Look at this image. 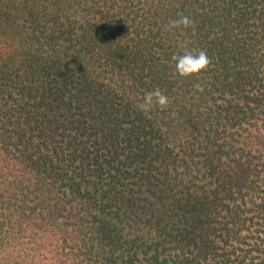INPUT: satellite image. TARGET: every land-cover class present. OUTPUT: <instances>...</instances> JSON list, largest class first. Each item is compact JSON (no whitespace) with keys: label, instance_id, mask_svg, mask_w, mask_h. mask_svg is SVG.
I'll use <instances>...</instances> for the list:
<instances>
[{"label":"trees","instance_id":"1","mask_svg":"<svg viewBox=\"0 0 264 264\" xmlns=\"http://www.w3.org/2000/svg\"><path fill=\"white\" fill-rule=\"evenodd\" d=\"M0 264H264V0H0Z\"/></svg>","mask_w":264,"mask_h":264},{"label":"clouds","instance_id":"2","mask_svg":"<svg viewBox=\"0 0 264 264\" xmlns=\"http://www.w3.org/2000/svg\"><path fill=\"white\" fill-rule=\"evenodd\" d=\"M190 28L194 26V21L188 16L181 15L180 18L171 20L169 22V28ZM171 60L175 63V72L182 78H189L198 76L202 71H205L211 64V59L207 52L203 49L197 51L185 50L182 53L174 54ZM197 89L203 91L201 85H196ZM169 104V97L164 94L159 88L147 92L143 98L142 103L138 104V108L141 111L147 112L152 107L159 106L160 108H166Z\"/></svg>","mask_w":264,"mask_h":264}]
</instances>
